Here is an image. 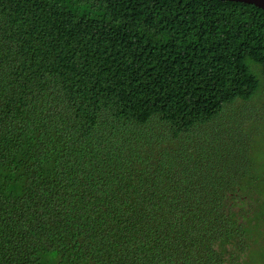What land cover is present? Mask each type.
I'll return each mask as SVG.
<instances>
[{
  "label": "trees",
  "instance_id": "obj_1",
  "mask_svg": "<svg viewBox=\"0 0 264 264\" xmlns=\"http://www.w3.org/2000/svg\"><path fill=\"white\" fill-rule=\"evenodd\" d=\"M261 89L254 5L0 0V264H260L264 199L184 155Z\"/></svg>",
  "mask_w": 264,
  "mask_h": 264
},
{
  "label": "rangeland",
  "instance_id": "obj_2",
  "mask_svg": "<svg viewBox=\"0 0 264 264\" xmlns=\"http://www.w3.org/2000/svg\"><path fill=\"white\" fill-rule=\"evenodd\" d=\"M188 148L184 156L198 180H203L207 171H214L215 182L220 181L218 175H224L225 186L229 187L227 183L235 180L239 196L256 195V200L263 203V89L250 102L237 101L227 105L218 119L197 129V139ZM225 186L224 190L227 189ZM256 207L250 204L248 209H242V214L253 213ZM226 211L230 213L224 210V216ZM252 229L253 235L259 234L255 227ZM259 231L264 232V220L259 222ZM263 257H259L260 264H264L261 262Z\"/></svg>",
  "mask_w": 264,
  "mask_h": 264
},
{
  "label": "water",
  "instance_id": "obj_3",
  "mask_svg": "<svg viewBox=\"0 0 264 264\" xmlns=\"http://www.w3.org/2000/svg\"><path fill=\"white\" fill-rule=\"evenodd\" d=\"M228 2L244 3L248 5H254L255 7L264 10V0H222Z\"/></svg>",
  "mask_w": 264,
  "mask_h": 264
}]
</instances>
